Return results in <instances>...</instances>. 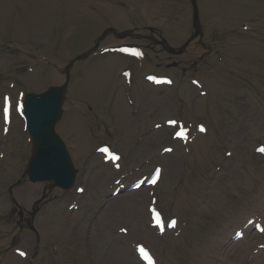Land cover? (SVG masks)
<instances>
[{"label": "rangeland", "instance_id": "374dc122", "mask_svg": "<svg viewBox=\"0 0 264 264\" xmlns=\"http://www.w3.org/2000/svg\"><path fill=\"white\" fill-rule=\"evenodd\" d=\"M197 4L211 47L200 62L202 44L176 57L110 35L100 47L151 49L104 50L72 66L56 131L78 169L75 184L25 210L16 191L38 184L18 182L31 147L16 111L22 95L63 80L68 60L107 26L154 27L180 46L192 10L189 0H0V264L15 250L28 252L22 264H145L142 251L156 264H209L207 256L220 264L244 248L264 252V0ZM181 129L187 137L175 138ZM105 144L121 158L99 152ZM156 167L161 178L151 187L126 191L116 180L145 181ZM114 189L121 194L110 197ZM156 210L176 226L153 227ZM242 216L251 221L235 226ZM40 220L55 239L42 236ZM219 237L229 240L221 256Z\"/></svg>", "mask_w": 264, "mask_h": 264}, {"label": "water", "instance_id": "95a60500", "mask_svg": "<svg viewBox=\"0 0 264 264\" xmlns=\"http://www.w3.org/2000/svg\"><path fill=\"white\" fill-rule=\"evenodd\" d=\"M192 6V33L186 42L174 48L167 44L161 37L163 46L170 54H180L187 44L195 38H202V30L198 17L196 0H190ZM149 30L152 28L148 27ZM107 29L99 37L102 39ZM113 32V31H112ZM117 37L132 36L130 30H126ZM138 37V36H135ZM98 47V41L89 50L75 56L65 66V78L59 85H50L41 93H26L21 103V111L25 122V128L31 141V155L26 166V177L30 182H49L50 186L59 189H69L76 173L64 142L55 132V124L62 114V105L65 98L66 86L69 79V68L80 59L87 57Z\"/></svg>", "mask_w": 264, "mask_h": 264}, {"label": "bare ground", "instance_id": "6f19581e", "mask_svg": "<svg viewBox=\"0 0 264 264\" xmlns=\"http://www.w3.org/2000/svg\"><path fill=\"white\" fill-rule=\"evenodd\" d=\"M117 97H118V94H117ZM119 98L120 97H118V100H119ZM24 178H25V176H24ZM159 180L160 179H158L156 184L159 182ZM37 186H43V185L42 184H38V185H33V186H26V187H22V188H20V189H18L16 191V193L19 196L18 198H19V202H20L21 206H23V204L25 203V206H24L25 210H28L29 208H31L32 205L37 204L39 199L41 198L40 197L41 196V192L39 193V188ZM142 187H143V184L139 187V189H141ZM46 190H49V189H46ZM118 194H120V192ZM118 194H117V196H119ZM28 197H31V198L27 201L26 198H28ZM126 206H129V203L126 204ZM138 206H140V209H142V207H144L142 200L140 201V204H138ZM258 206H260V203L259 202H255V204L252 206V208H250L249 211H247L246 213L253 212V209L257 208ZM246 219H245L244 216L240 217L239 220L234 219L233 220V222L235 223L234 225L235 226H243L246 223V221H247ZM44 224H45V221L43 222V221L40 220L38 222L39 230L42 232L41 233L42 236L44 234V237L47 238V239H51V240L55 239L56 235H53V234H51L52 238H50V235L48 234V231H47L46 226ZM44 228H45V230H44ZM229 231H230V227H229V230L227 228V232H229ZM44 237L42 239H45ZM223 243H221V237L217 238L215 240V243H214L213 251L214 250L219 251L220 252L219 256H221V254L226 252L225 246L229 245V240L226 241V242H223ZM260 243H262V242H260ZM244 250L245 251L243 253L239 252V253H237L238 255H233L232 259L225 257V259L223 261H221L220 264H264V252H261V251L258 252V251L254 250V251H252V253H250L247 248H244ZM27 257H28V252H26L23 256L20 257L18 254H16V250H15V251H12V252L6 254V256L4 258V261H2V262L4 264H14V263L15 264H19V263H21V261L25 262ZM40 261H42V260L40 259ZM40 261H37L36 264H44V262H40ZM207 261H208L209 264H219V263L213 261L209 256H207Z\"/></svg>", "mask_w": 264, "mask_h": 264}, {"label": "snow or ice", "instance_id": "6c2138e0", "mask_svg": "<svg viewBox=\"0 0 264 264\" xmlns=\"http://www.w3.org/2000/svg\"><path fill=\"white\" fill-rule=\"evenodd\" d=\"M7 100H8V98H5V108H4L5 118H7V113H8ZM200 131H204V129L201 128ZM180 134H181V133H178V135H180ZM112 159L115 160V159H118V157L113 156ZM159 171H160L159 169L156 170V174H157V175L159 174ZM153 182H154V180H153ZM174 223H175V222L173 221V223L170 224L169 227L174 226ZM20 255L23 256L24 253H20Z\"/></svg>", "mask_w": 264, "mask_h": 264}, {"label": "flooded vegetation", "instance_id": "af4514ba", "mask_svg": "<svg viewBox=\"0 0 264 264\" xmlns=\"http://www.w3.org/2000/svg\"><path fill=\"white\" fill-rule=\"evenodd\" d=\"M161 50V48L159 49V51ZM201 60V59H200Z\"/></svg>", "mask_w": 264, "mask_h": 264}]
</instances>
